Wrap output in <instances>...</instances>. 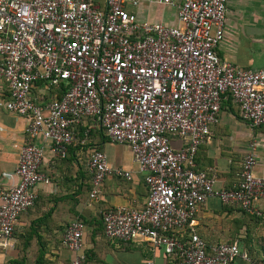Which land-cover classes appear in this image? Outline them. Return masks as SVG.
Masks as SVG:
<instances>
[{"label":"built area","instance_id":"built-area-1","mask_svg":"<svg viewBox=\"0 0 264 264\" xmlns=\"http://www.w3.org/2000/svg\"><path fill=\"white\" fill-rule=\"evenodd\" d=\"M159 1L176 5L177 24L139 20L132 10L139 0H104L103 8L93 0H0V79L9 91L4 107L25 119L16 181L0 192V248L10 247L37 185L49 182L40 170L46 149L65 157L77 140L75 127L93 119L111 141L129 147L148 187L143 207L102 212L108 239L144 241L177 264L247 258L236 242L206 243L194 214L216 196L245 214L262 215L264 177L253 173L256 141L249 142L231 188L216 189L211 169H194L193 157L210 137L224 93L251 126L264 125V69L243 70L218 56L227 0ZM38 84L49 100L34 98ZM175 137L184 141L178 148L171 145ZM88 170L90 198L109 174L131 178V170L112 167L99 150H92ZM84 230L75 220L63 231L70 264H85Z\"/></svg>","mask_w":264,"mask_h":264},{"label":"crops","instance_id":"crops-1","mask_svg":"<svg viewBox=\"0 0 264 264\" xmlns=\"http://www.w3.org/2000/svg\"><path fill=\"white\" fill-rule=\"evenodd\" d=\"M174 1L177 4L181 0ZM93 2L104 6V0ZM227 9L224 38L216 48L218 56L243 70L264 69V0H227ZM132 10L139 20L177 24L176 5L139 0ZM39 85L33 87L32 95L37 101L41 97L49 100L51 96ZM8 97V88L0 79V192L16 181L12 173L19 146L25 141V119L4 107ZM75 133L77 140L68 147L65 157H56L46 149L40 170L49 182L37 185L34 204L18 216L10 247L0 248V264H70L73 252L61 245V237L66 226L79 219L85 224V264H147L149 260L177 264L162 249L152 250L144 241H112L104 235L102 212L118 206L143 207L148 187L129 147L111 141L93 119L77 125ZM170 140L175 148L184 143L181 138ZM252 140L256 141L258 161L253 173L264 177V125L251 126L241 117L231 96L224 93L210 137L198 146L193 157L194 169H211L216 189L231 188L238 181L242 159ZM92 150L104 152L112 167L131 170L130 179L107 175L96 198L89 197L88 161ZM260 208L262 215L253 216L212 196L196 208L195 230L209 245L238 243L247 258L238 256L229 264H257L256 259L264 258V202ZM245 242H250L251 250Z\"/></svg>","mask_w":264,"mask_h":264},{"label":"trees","instance_id":"trees-1","mask_svg":"<svg viewBox=\"0 0 264 264\" xmlns=\"http://www.w3.org/2000/svg\"><path fill=\"white\" fill-rule=\"evenodd\" d=\"M60 95L58 94V97H59ZM79 220H81V219H79ZM101 223H102V220H101ZM102 229H103V225H102ZM227 242H229V243H232L233 241H227ZM238 244V243H237ZM245 245H246V247L249 249V250H251V246L249 245L250 244V242H245L244 243ZM239 246V245H238ZM240 248V247H239ZM258 248H259V246H258ZM241 250V249H240ZM248 250V251H249ZM249 253V252H248ZM37 260H39L38 258H37ZM255 263H257V264H264V258H260V259H256V261H255ZM10 264H13V261H11V263Z\"/></svg>","mask_w":264,"mask_h":264}]
</instances>
